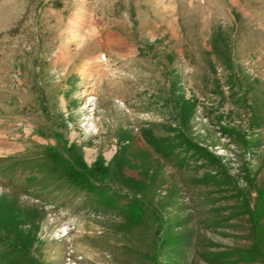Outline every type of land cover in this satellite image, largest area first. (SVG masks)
<instances>
[{"label":"rangeland","instance_id":"rangeland-1","mask_svg":"<svg viewBox=\"0 0 264 264\" xmlns=\"http://www.w3.org/2000/svg\"><path fill=\"white\" fill-rule=\"evenodd\" d=\"M0 264H264V0H0Z\"/></svg>","mask_w":264,"mask_h":264},{"label":"bare ground","instance_id":"bare-ground-1","mask_svg":"<svg viewBox=\"0 0 264 264\" xmlns=\"http://www.w3.org/2000/svg\"><path fill=\"white\" fill-rule=\"evenodd\" d=\"M100 64V63H99ZM99 66V65H98ZM107 71V70H106ZM103 73V72H102ZM139 151H142V150H140V149H138ZM65 229H66V227H64V228H62L61 229V231H62V234H64L65 233ZM84 253V252H83ZM85 255H87L88 253H87V251L84 253ZM86 257H88V256H86ZM89 259H92V256L90 255V253H89Z\"/></svg>","mask_w":264,"mask_h":264}]
</instances>
